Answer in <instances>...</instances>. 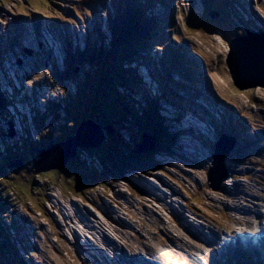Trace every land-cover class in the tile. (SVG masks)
I'll return each instance as SVG.
<instances>
[{"label":"rangeland","instance_id":"1","mask_svg":"<svg viewBox=\"0 0 264 264\" xmlns=\"http://www.w3.org/2000/svg\"><path fill=\"white\" fill-rule=\"evenodd\" d=\"M50 1L0 0V93H5L8 88L20 100L24 99L19 103L12 99L11 106H16V112H12L11 107L4 119L0 118V177L3 176L0 178V191L7 192L2 200L5 202L9 198L13 216L11 223H8L10 225L1 221L9 229H3L4 233L0 232V236L3 237L4 245L7 244L6 237L10 239L11 224L14 222L18 240L13 244L20 252L17 255L8 248H0V264H98L96 254L99 253V241L108 238L117 242L116 239L123 235L130 243L134 237L139 239L144 235L154 239L165 220L175 219L172 205L178 198H189L206 206L212 204L213 199H217L216 195L223 193L227 185L237 180L234 172L239 166L227 157L224 163L230 167L229 174L221 180L219 190L214 191L206 176L212 166L211 143H214V135L204 127L205 123L201 121L204 116L192 113L181 117L178 109L176 111L173 108V102H178L180 107L192 105L193 109H198L197 106L201 105L200 96L196 98L195 94L202 93L206 87L204 84L201 89L198 80L204 75L202 69L197 67L196 73H192L190 66L189 71L184 67L188 64L180 65L178 58L172 60V55L179 48L187 53V59H198V63L203 61L209 83L218 94L230 95L238 103H253L264 98V87L261 85L238 89L233 84L225 61L229 51L228 40L235 33L241 34L246 27L258 25L262 15L264 18V0H176V4L174 0H162L165 6L157 7L158 17L160 14L163 16L159 25L153 23L154 28L153 24L148 23L150 33L154 35L144 44L141 36L146 32L128 37L134 48L127 55V60L129 62L133 57L136 60L124 66L131 67L130 70L134 67L143 83L140 87H131L128 94L133 101H144L143 105L147 104L148 121L145 119L142 122L149 124L150 133H160L162 138L168 139L163 122L162 127L154 124L150 116L166 120L164 123L168 129H173L171 131L177 138L174 145L177 150L152 149L141 153V156L151 153L145 158L148 161L146 171L125 165L120 171L115 169L114 176L108 171L111 165L117 162L128 163L130 160L136 163L139 159L137 153L133 156L134 146L139 143L145 131L141 134V129L131 123L128 131L121 135L127 142L133 143L129 147L125 145V149L121 148L120 152L115 145L105 141L101 144L102 147L106 146L103 150L100 147L99 150H82L77 146V151L69 156L63 167L36 171L34 162L40 157L31 143L45 138L42 144L46 145L50 139H62L70 135L74 118L84 114L88 116L93 108L95 110L96 101L92 95L93 91L99 89L100 82L95 79L100 78L102 70L118 71L122 61L118 58L122 57L123 43H118L108 55L82 58L78 54L77 58L67 63L66 50L78 48L81 51L84 43L94 45L97 39L102 42L103 33L107 41L110 36L112 39L116 33V24L122 25L124 20L128 21L126 17L131 16V12L122 10L121 16L110 20V27L106 29L107 18L112 14L109 4H113V15L116 16L117 7H131V10H135L137 4L133 2L138 0ZM138 6L139 9H145L143 16L149 21L147 4L141 2ZM214 10L219 14L211 17ZM154 29H161L159 34L162 39L158 40V31L154 32ZM97 30L102 32L97 35ZM125 37L123 35L121 38L123 42ZM107 41L104 40V44L109 48ZM157 42L159 45L153 46ZM189 46L201 52L205 60L190 52ZM148 57L158 59L157 65L153 64L154 69L145 64ZM169 59L171 61L167 62ZM147 63L150 65L149 61ZM143 64L146 71L142 70ZM251 64L256 63L251 61ZM65 73V78L55 75L65 76ZM195 74L199 77H192ZM246 74L250 78V74ZM115 80L123 84L118 76H115ZM179 84L184 86L182 90ZM167 87L179 93L180 97H177L178 101H172V98L166 96V100H159L158 105L166 112L154 108L152 100L156 99L155 95L159 96L161 88L168 96ZM195 88L199 91H195ZM103 92L100 89L99 96L102 98L105 96ZM8 96H12L7 94L10 101ZM49 100L55 103L67 102L65 112L56 109L57 104H49ZM81 103L83 111L74 112ZM177 106L174 104V107ZM259 110L255 105L254 113ZM168 114L173 115L171 117L178 116L177 124L168 122ZM92 116L95 119L99 117L96 110ZM197 134L200 137L196 141ZM115 137L110 136L112 139ZM88 151H95L97 157ZM19 160L21 164L14 167ZM30 184L35 188L32 192ZM136 186L142 195L137 194ZM242 198H236L234 204ZM164 226L161 237L168 231V226ZM127 244L119 242V246ZM172 244L171 240L166 241L169 249ZM108 246L103 245L106 252ZM22 250H30L32 253L29 256L21 253Z\"/></svg>","mask_w":264,"mask_h":264},{"label":"trees","instance_id":"2","mask_svg":"<svg viewBox=\"0 0 264 264\" xmlns=\"http://www.w3.org/2000/svg\"><path fill=\"white\" fill-rule=\"evenodd\" d=\"M48 1L51 2L50 0H48ZM143 26H144V24H143L140 16L134 14V16H130V18H128V21H124L122 25L116 24V27L114 28L116 30V33L114 35H112V41L108 44L109 48H106V46L104 44V37H103L102 42L99 39L97 40V42L100 44L98 47L95 44L91 45L90 43H86V46L88 49L83 48L78 53L74 52V54L76 56L79 54V56L82 58L83 57L84 58L85 57L86 58H88V57L93 58L95 56H102V55L104 56L105 54L108 55L111 50H114L115 46L118 43H120V42L123 43L122 57L118 58V60H122L121 64H120V68L118 69V71H116L114 69H113V71L102 70L100 78L95 79L97 81H100L98 83L99 89L96 91H93V95H92V96H94V100L96 101L95 110L99 115V117H97V118L100 120V122L102 124L106 125L109 123L110 126L112 128H114L112 135L116 136L115 139L110 138V139H108L109 141H105V142L110 143L112 145H115V148L118 152H120L121 148H122V150H123V148L125 149V145H127L129 147V145L133 143L131 141L127 142L121 135V133H125L128 131L127 129L129 128V124L132 123V124H135L136 127H139L141 129V131H140L141 134L144 131L148 132V133L151 132L148 122H147L148 125H146V123L142 122L145 119L148 121V116L146 115L147 104L143 105L144 101L143 102H137V101L135 102L131 98V95H130V97L128 96L129 91H131V89H132L131 87H133V86L139 87L140 86L139 83L141 81V78L137 73H135V70H130L131 67L124 66V64L128 65V63L132 60L131 59L128 62L127 55L129 54L131 49L134 48V45H131L130 39L128 37H133V36H136L138 34L146 32V30L144 29ZM124 32L126 34H122ZM123 35L127 36V37H125L124 42H123L124 39L123 40L121 39ZM145 38H146V36L142 37L141 39H145ZM140 46H141V44L139 45V47ZM73 58H76V57L75 56L69 57V59H73ZM55 75H57L61 78H65L67 74L65 73V76L63 74L62 75L55 74ZM115 76H118L119 78H121L123 84H119L115 80ZM100 89H102L104 91L103 93L105 96L103 98H102V96H99ZM74 96H76V95H73L72 97H74ZM0 100H1V102H0V118L4 119L3 117H5L6 114L8 113V106L7 105L9 102H8V98H7L6 94H4L3 92L0 93ZM81 102H84V101H81ZM152 102H153V107L157 108L159 110L160 108H158V106L156 105L157 102H154L153 100H152ZM65 104L67 105V102ZM65 104L63 106H65ZM82 106H83V103H81V106L79 107V109L76 108L74 110V112L78 113L77 112L78 110H80V112H82L83 111ZM95 110L93 108L92 112ZM74 112H72L71 114L75 115ZM92 112L90 115H92ZM74 119H75V122L72 125L73 126L72 133L74 132L76 126L78 125V122H80V120L82 119V115H79L78 117H75ZM150 121L154 122V124L160 125L161 127H162V122H163V124L165 125L164 128L167 129V131H168V132L166 131V135H167L168 139H164L161 137L160 133L155 134L152 131L151 134L154 135L155 139H156L154 150L155 151H157V150H160V151L161 150L162 151L171 150V148L176 143L177 138H176L175 134L170 129H168V125H166L164 123L166 120L164 121L163 119H160L159 116H150ZM44 140L45 139H42V140L39 139L38 142H36V141L34 143L32 142L31 143L32 148L33 149H39V148L43 147L45 145V144H42ZM52 140L53 139L48 140L47 144L53 142ZM33 144H35L34 147H33ZM135 146H134V152H135ZM101 147L102 146L99 145L95 148H85V149L81 148V149L82 150H95V149L99 148V149L103 150V148L106 146H104L102 148ZM88 152L93 153V154H91L93 157H97V155L94 154V153H96L95 151H88ZM119 154H121V153H119ZM135 155H136V152L133 153V156H135ZM150 155H151L150 152H148L142 156H141V154H137L139 159L136 163L134 160H130V162L128 161V163L127 162L126 163L117 162V163H114V165H111V168L108 171L111 172V174H113L115 176L116 175L115 169L120 171V168H124L125 165H128L130 167H134L136 170L146 171L148 161L145 160V158L150 156ZM18 157H20V156H18ZM153 164H155V163H153ZM34 167H35V163H34ZM111 174H110V176H111ZM0 178H3V176ZM123 178H125L124 175H123ZM88 182H91V181L89 180ZM30 185H31V192H32V190H34L35 188L32 186L33 184H30ZM75 188H77V186H75ZM135 191L137 192V194H140V195L142 194L140 192V188H138V187H135ZM6 193L7 192L0 191V204H1V207H0V226H1L0 232L1 233H4V230L9 229V226H7V224H5V223H7V222L9 223L13 217L12 211L9 208V198H6L5 202L2 200V197H5ZM1 221H4L5 223L3 224ZM8 225H10V224H8ZM11 232H12V234L11 235L9 234L10 239L8 237H6L7 244L5 243V245H4V241H2L3 237L0 236V248H3V247L8 248L11 250V252L14 251L15 253L18 254L17 249L14 248L15 246L13 244L15 241L18 240V238L15 235L16 232H15V223L14 222L11 224ZM23 253L30 256L32 252L30 250H27V251L23 250ZM18 264H24V263L18 262Z\"/></svg>","mask_w":264,"mask_h":264},{"label":"water","instance_id":"3","mask_svg":"<svg viewBox=\"0 0 264 264\" xmlns=\"http://www.w3.org/2000/svg\"><path fill=\"white\" fill-rule=\"evenodd\" d=\"M229 42V41H228ZM227 67L233 81L238 89H245L261 85L264 87V78L260 74L264 73V34H256L247 31V35H237L229 43V51L225 59ZM254 61L256 64H251ZM249 73V77H246ZM105 130V131H104ZM114 128L109 124L102 125L93 118L85 117L78 122L72 135L65 137L57 144L50 145L40 151L38 155L44 165H35L36 171H43L51 168H58L63 163H56V160L63 155L76 152V147L95 148L107 139V134H111ZM155 137L144 133L136 144L135 152L141 154L155 147ZM212 166L207 171V180L214 189L218 186V181L225 175L223 158L227 149L222 152L217 144ZM43 157V160H42ZM36 162V161H35Z\"/></svg>","mask_w":264,"mask_h":264},{"label":"bare ground","instance_id":"4","mask_svg":"<svg viewBox=\"0 0 264 264\" xmlns=\"http://www.w3.org/2000/svg\"><path fill=\"white\" fill-rule=\"evenodd\" d=\"M251 5V4H250ZM219 14V13H218ZM137 25V24H136ZM159 25V24H158ZM227 64V63H226ZM189 66H191V65H189ZM192 70V69H191ZM135 73H136V70H135ZM198 74V73H197ZM261 75V77L262 78H264V73H262V74H260ZM153 93V92H152ZM178 99V98H177ZM177 99H172V101H178ZM186 118V117H185ZM184 121V120H183ZM197 140V139H196ZM217 149V148H216ZM219 150H225V148H222V147H219ZM72 151H70L68 154H66V155H63L62 157H60V158H58L57 160H56V163H63V165H62V167L65 165V163L67 162V159L69 158V156H71V155H73V153H71ZM39 157V156H38ZM42 160H43V157H42ZM44 161V160H43ZM35 163V165L36 164H39V165H44V162H42V161H40V160H37L36 162H34ZM206 176H207V173H206ZM126 197V196H125ZM238 198H241V197H238ZM242 199H244V197L242 198ZM236 200V199H235ZM233 206V208H238V209H243V208H241V204L240 203H238V204H233L232 205ZM229 208V207H228ZM23 247V246H22Z\"/></svg>","mask_w":264,"mask_h":264},{"label":"clouds","instance_id":"5","mask_svg":"<svg viewBox=\"0 0 264 264\" xmlns=\"http://www.w3.org/2000/svg\"><path fill=\"white\" fill-rule=\"evenodd\" d=\"M85 117L93 118L92 115H90V114H89L88 116H86L85 114L82 115V118H85ZM93 119H94V118H93ZM96 119H97V118H96ZM96 119H94V120H96ZM101 124H102V123H101ZM102 125H105V124H102ZM70 135H72V134H70ZM111 135H112V134H109V136H111ZM67 136H69V135H67ZM67 136H66V137H67ZM107 136H108V134H107ZM44 148H46V146L41 147V150L44 149ZM39 149H40V148H39ZM7 224H8V222H7ZM14 248H16V246H15ZM21 253H23V251H21ZM23 254H24V253H23Z\"/></svg>","mask_w":264,"mask_h":264}]
</instances>
